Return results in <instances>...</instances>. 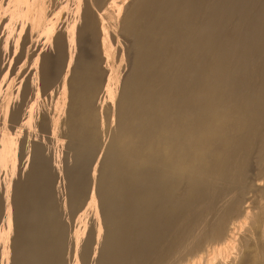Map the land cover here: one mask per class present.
<instances>
[{
  "label": "bare ground",
  "instance_id": "1",
  "mask_svg": "<svg viewBox=\"0 0 264 264\" xmlns=\"http://www.w3.org/2000/svg\"><path fill=\"white\" fill-rule=\"evenodd\" d=\"M40 1L38 5L33 3L37 7L31 8L32 15L59 14L55 19L62 18L58 24L61 37L82 20L98 21L96 15L116 28V24L121 26L126 22L120 34L124 32L135 39L133 43L136 42L137 48L132 65L146 75H136L123 82L125 90L119 93L118 99L116 96L117 122L114 129H109V140L101 150L103 155L99 154L102 165L99 178L96 177L98 182L95 180L97 193L92 189L91 194L85 196L89 191L84 187L94 177V172L91 177L89 170L81 172L75 167L90 162L99 152V142L90 139L95 134L90 131L83 134V130L72 131V142H77L73 147L75 158L72 156L75 161L64 170L70 176L68 203L59 204L55 199L51 188L57 175L52 168L44 174L45 185L40 187L43 183L36 180L32 165L26 182L15 181L29 163L18 171L9 162L1 164L0 196L5 202L4 223L0 228L1 259L11 264H182L186 256H191L186 264H264V0H147L149 3L142 0L148 4L141 3L130 15L128 12L139 0H81L80 19L73 24L63 19L65 12L62 11L66 6H59L57 0ZM203 1L208 3L204 6ZM77 2L80 5V0ZM197 18L204 22L197 25ZM228 23L230 26L226 28ZM69 25L72 26L68 28ZM153 29L155 37L149 36ZM58 43L54 42L53 46ZM14 44L17 50L18 45ZM66 45L61 46L66 48ZM164 52L167 59L170 56L165 62L160 59ZM34 55L36 59L40 56L38 52ZM21 58L15 63H21ZM31 63L27 77L33 73L42 78L43 73H47L40 64ZM89 66L83 68L78 63L73 66L70 63L65 75L69 88H62V93L73 103H68V113L56 114L60 119L66 115L67 126H73L76 121L75 107H81L84 112L93 107L91 96L98 84L81 79L82 74L93 72ZM3 67L7 71L12 66ZM43 81L42 78L41 85L46 82ZM112 82L114 85L115 81ZM39 88L38 91L43 90L42 86ZM73 88L80 91L79 95H72ZM103 92L101 95L105 96ZM96 104L99 106L98 102ZM16 105L19 107L18 103ZM15 108L17 106H11L8 111L12 114ZM92 118L94 123L99 120L94 121L97 117L93 115ZM103 127L97 134H106ZM35 139L38 143L39 137ZM42 153L46 157L51 155ZM58 160L61 161L60 157ZM2 182L7 185L5 191ZM96 194L103 222L98 216ZM68 214L74 215L73 218ZM75 215L80 225L88 220L89 227L83 223V227L74 225L76 228L72 229L70 218L74 220ZM87 227L88 236L85 235Z\"/></svg>",
  "mask_w": 264,
  "mask_h": 264
},
{
  "label": "rangeland",
  "instance_id": "2",
  "mask_svg": "<svg viewBox=\"0 0 264 264\" xmlns=\"http://www.w3.org/2000/svg\"><path fill=\"white\" fill-rule=\"evenodd\" d=\"M60 4H58L59 6L62 5V6H66L65 7V10L62 11V12H65L63 13V19L66 20V22H69L70 20V23L73 24L74 22L78 23L80 19V15H81V9H82V3L81 0H80V5H79V2L75 1V0H57ZM116 1H124V0H116ZM127 2H130L132 0H126ZM125 1V2H126ZM142 0H139L138 4H134V8H131L130 9V14H133L134 12L131 11V10H136L138 9V6H140V4L142 3L143 5H147L150 1V0H145L146 2L143 3V1L141 2ZM153 1V0H152ZM151 1V2H152ZM204 1H207V0H204ZM204 1H203V4H204ZM209 1H213V0H208ZM223 1V0H222ZM35 2L36 5H38L41 1L40 0H0V69L4 73V75H2L3 73H1L0 75V139H2V141L0 142V171H1V164L5 163V162H9V165L12 167H14L13 169L16 171L20 170V167L26 163H29L28 165V168L26 169V171H24L23 173H21V175H18V178L16 176L15 178V181H19L20 179V182L21 183H24L27 181V178H28V172H29V169L31 168V165L33 166L34 171V175L36 177V180L43 183L44 181V174L45 173H48L49 170H53L55 171V180H54V185L52 184V190L54 191V196H55V199L58 201L59 204H64L65 202L68 203V199H67V196L69 197L70 195V190H69V195H68V188H69V183L67 184L68 182V179L70 176H68L66 174V172L64 171L66 169V166L67 165H70L72 166V164H74L72 158L74 157L73 156V151L74 148L76 146V141L75 143L72 142L74 141V132L72 134V131H77V132H81V134H83L84 132H87V131H90V134L92 133H95L93 134L94 137H92L90 135V138L91 140L92 139H97V143L99 142L100 144L105 140V142H103V144H101V147L98 143V146H97V149L99 150V152H97V155L95 158H93L92 160H90V162H83L81 164H78L76 165V169L77 171H85V170H89L91 173V177H93L92 179L89 180V182L87 183L86 187H84L85 191H89L88 192V195H85L86 197H88L90 194H91V191L92 189H94L93 191L95 193H97V189H96V186H97V178H99V173H100V170H101V156L103 155V151L101 152L102 150V147L106 144V142L109 140L108 138L110 137V131L112 130L113 127H115L116 125V122H117V115H116V111H117V106H118V96L120 95L119 93H122L124 90H125V84L123 82H127L128 80L130 81V78L132 79L134 76L136 75H141V76H145L146 73H142L139 71L138 67V72H136L137 69H135V66L132 65L134 64L133 62V57H134V53L136 52V49L137 48L135 45H136V42L133 43V41H135V39L133 37H127V35H125V33L121 32L122 34H120V28L121 26L126 23H122L121 26L116 24L117 25V28L115 25L113 24H110L107 20H104L103 18H101L99 15H96L97 16V20L96 21L95 19H93L92 21H90L91 23H89L87 20V22L89 23V25L87 26V22L82 20L77 24H74V27L72 25H69L68 28H70V26H72L71 28V31L69 32L68 31V34H66V36H62L59 35L60 34V30H58L60 27L58 26V24L60 23V16L59 18H57L59 21L57 22V19H55L56 17H58L57 15L59 14H54V15H51V14H47L44 16H39V17H35L34 15H32V9L31 8H35L37 6H35L33 3ZM57 2V3H58ZM75 2L76 5H75ZM208 2H205L204 6L206 5V3ZM19 3V4H18ZM62 3V4H61ZM65 3V4H64ZM137 3V2H136ZM146 3V4H145ZM21 4V5H20ZM141 4V6H142ZM25 5V6H24ZM35 6V7H34ZM80 9V11L78 12V7ZM81 6V7H80ZM133 7V6H132ZM68 10H67V9ZM16 9V10H15ZM24 9V10H23ZM70 10V11H69ZM143 10V9H142ZM67 11V12H66ZM31 13V14H30ZM27 14V15H26ZM12 16V17H11ZM26 18H25V17ZM72 16V17H71ZM19 17V18H18ZM33 17V18H32ZM45 18L44 20L42 19ZM75 17V18H74ZM26 19V20H25ZM42 19V20H41ZM53 19V20H52ZM75 19V21H74ZM41 20V21H39ZM56 20V21H54ZM126 20V19H125ZM197 25H201V24H198L199 22H204V20L202 19H199L197 18ZM201 20V21H200ZM12 21V22H11ZM21 21V22H20ZM48 21V22H47ZM55 22L52 23V22ZM96 21V22H95ZM127 21V20H126ZM231 21H233L231 19ZM15 22V23H14ZM32 22V23H31ZM34 22V23H33ZM86 22V23H85ZM98 22V23H97ZM28 23V25L26 26V24ZM39 23V24H38ZM46 23V24H44ZM229 23H232L230 22V19H229ZM227 24V27L228 28L230 26V24ZM55 26H53V25ZM56 24L58 26V28L56 29ZM13 27H12V26ZM18 25V26H17ZM30 25V26H29ZM38 25V26H37ZM44 25L45 28L47 26H49V28H44ZM91 25L93 27H91ZM97 25H98V28H97ZM126 25V24H124ZM229 25V26H228ZM232 25V24H231ZM8 26V27H7ZM29 26V27H28ZM33 26V28H32ZM52 26V27H51ZM83 26V28H82ZM87 26V28H85ZM96 26V28H95ZM3 27V28H2ZM35 27V28H34ZM40 27V28H39ZM54 27V28H53ZM91 27V30L89 29ZM13 28V29H12ZM44 28V30H43ZM78 28V29H77ZM93 28V29H92ZM20 29V30H19ZM36 29V30H35ZM49 29V30H48ZM52 33H51V31ZM98 30V31H95ZM123 29V28H121ZM4 30V32H3ZM17 32H16V31ZM34 30V31H33ZM77 30V31H76ZM79 30V31H78ZM30 31V33H29ZM48 31V32H47ZM85 31V33H84ZM119 31V32H118ZM6 32H8L7 34L9 35V37L7 36V34H5ZM41 32V33H40ZM43 32V33H42ZM59 32V33H58ZM156 31L153 29V33L150 34L149 32V36H152V37H155V33ZM51 33V34H50ZM6 35V38H5V35ZM21 34V35H20ZM24 34V35H23ZM47 34V35H46ZM53 34V35H52ZM17 35V36H16ZM37 35H40V36H37ZM50 35V36H49ZM80 35V36H79ZM57 38H56V37ZM94 36V37H93ZM4 37V38H3ZM18 37V38H17ZM38 37V38H37ZM8 38V39H7ZM21 38V39H20ZM23 38V39H22ZM78 38V39H77ZM133 38V40H132ZM151 38V37H150ZM7 39V40H6ZM10 39L9 42H7L8 40ZM41 39V40H40ZM46 39V40H45ZM51 39V40H50ZM59 39V40H58ZM67 42L63 43L64 40ZM119 39V40H118ZM130 39V40H128ZM4 40H6L4 43ZM18 40V41H17ZM32 40V41H31ZM74 40V41H73ZM76 40V41H75ZM39 41V42H38ZM58 43L56 44L55 46H61V45H65L67 44L66 48H62L59 46V47H55L53 46L54 45V42ZM58 41V42H57ZM18 45V51H19V48H23V49H20L22 51H19L17 53V50L15 49V43ZM21 42V43H20ZM25 42V43H24ZM51 42H53L51 44ZM10 43V44H9ZM12 43V44H11ZM36 43V44H35ZM62 43V44H61ZM104 43V44H103ZM8 44V45H7ZM20 44V45H19ZM22 44V45H21ZM26 44V45H25ZM47 44V45H46ZM131 44L133 45V47L131 46ZM13 45V46H12ZM53 47H52V46ZM11 46V47H10ZM20 46V47H19ZM13 47V49H11ZM44 47V48H43ZM50 47V48H49ZM52 47V48H51ZM91 47V48H90ZM132 47V48H131ZM43 48V49H42ZM53 48H57L53 51ZM69 48H72V49H69ZM51 49V50H50ZM61 49H62V53H61ZM105 49V51H104ZM6 50V51H5ZM49 50V51H48ZM72 50V51H71ZM15 51V52H14ZM52 51V52H51ZM28 52V53H27ZM31 52H32V56L31 59H34V60H31L29 57L31 56ZM39 53V58L36 59L35 55L36 53ZM74 52V53H73ZM110 52V53H109ZM17 53V54H15ZM19 53H21L19 55ZM55 53V54H54ZM60 53V54H59ZM69 53V54H68ZM72 53V54H71ZM3 54H5L4 56H2ZM13 54V56H12ZM63 54V55H61ZM75 54V56H73ZM130 54V55H129ZM164 56L160 59H162V61L165 62V60L167 59V55H166V52H164ZM61 57H60V56ZM72 55V56H70ZM115 55V56H114ZM129 55V56H128ZM16 56H20L18 57L19 59L21 58V63L18 61V64H21L18 66L16 59ZM77 56V57H76ZM81 56V57H80ZM12 57V58H10ZM13 57H15L16 59L14 60ZM24 57V58H23ZM128 57V58H127ZM169 55H168V59H169ZM7 58V60H6ZM67 58H68V61H67ZM80 58V59H79ZM119 58V59H118ZM5 59V60H4ZM13 61H12V60ZM18 59V60H19ZM113 59V62L111 61ZM167 59V60H168ZM37 62H36V61ZM44 60V61H43ZM67 62H66V61ZM79 60V61H78ZM129 60V61H128ZM166 60V61H167ZM10 61H11V64L12 65H9L10 64ZM30 61V62H29ZM32 61V63H31ZM40 61V63H39ZM64 61L66 63H64ZM78 61V62H77ZM96 61V62H95ZM121 61H123L124 63H120ZM127 61V62H125ZM8 62V63H7ZM13 62V63H12ZM31 64H34L33 62H36L37 64H40L42 67V69L46 68L44 71L47 72L45 75L43 73L42 75V78L44 81V84L42 83V85L40 84L42 82V78L39 76V75H34L33 76V73H31L32 75H30L31 77H27V75H29L28 73H30L31 71L29 70L30 69V65L29 63ZM60 62V63H59ZM63 62V63H62ZM119 62V63H118ZM15 63V64H14ZM36 63L34 65H36ZM59 63V64H58ZM70 63H71V66H73L74 64L78 63L80 64L81 66L86 67L88 65H90L89 67H91L93 69V72L92 73H89V74H82L83 76L81 77V79H84V80H89V81H95L97 84H98V87L95 88L93 94L91 97L92 100L95 102H93V107L92 109L89 110V112H84V110H82L81 107L77 106L75 107V112L76 113V116L77 118L75 117V122L73 124V126L75 125V123L77 124L76 126H67L65 125V118H66V115L63 117H58L59 114L62 115V113H68L69 112V102H72V99H67L66 95L62 93L63 89L65 88H69L68 86V83L66 82L65 80V75L67 74V72L69 71L70 69ZM85 63V64H84ZM115 65H114V64ZM129 63V64H127ZM45 64V65H44ZM63 64L65 66H63ZM84 64V65H83ZM97 64V65H96ZM107 64V65H106ZM118 64V65H117ZM120 64V65H119ZM40 65H39V68H40ZM44 65V66H43ZM62 67H61V66ZM68 65V66H66ZM92 65V66H91ZM111 65V66H110ZM113 65V67H112ZM122 65V67H121ZM129 65V66H128ZM10 67L12 66L11 68H9V70L7 69V71H5L6 69H2L1 67ZM47 66V67H45ZM109 66V67H108ZM119 68H118V67ZM128 66V67H127ZM3 67V68H4ZM29 67V68H28ZM55 67V68H54ZM65 67V68H64ZM69 67V68H68ZM95 67V68H94ZM105 67V68H104ZM62 68V69H61ZM72 68V67H71ZM117 68V69H116ZM121 68V69H120ZM123 68V70H122ZM125 68V70H124ZM127 68V69H126ZM49 69V70H47ZM116 69V70H114ZM135 69V70H134ZM121 70V71H120ZM5 71V72H4ZM29 71V72H28ZM43 71V70H42ZM58 71V72H57ZM118 71V72H117ZM131 71V72H130ZM25 72L27 73L25 75ZM51 72V73H50ZM54 72V73H53ZM63 72V73H61ZM59 75H58V74ZM134 75H133V74ZM138 73V74H137ZM142 73V74H140ZM56 74V75H54ZM130 74V75H129ZM8 75V76H7ZM61 75V76H60ZM111 75V76H110ZM118 75V77H117ZM128 75V76H127ZM133 75V76H132ZM148 75V74H147ZM26 76V77H25ZM38 76V77H37ZM57 78H56V77ZM63 76V77H62ZM119 76L121 81L119 80ZM3 77V78H1ZM35 77L36 78V81L33 82V80H35ZM40 77V80L38 79ZM115 77V78H114ZM117 77V78H116ZM127 77V78H125ZM6 78V79H5ZM31 78L32 80V83L30 81ZM46 78V79H45ZM52 78H55V79H52ZM63 78V79H62ZM129 78V79H128ZM48 79H50L48 81ZM62 79V80H61ZM111 79V80H110ZM117 79V80H116ZM127 79V80H125ZM53 80V81H52ZM57 80V81H56ZM65 80V81H64ZM115 81V84L113 85V82L112 81ZM119 80V85L116 84ZM124 80V81H123ZM20 81V82H19ZM41 81V82H40ZM50 82V84L48 82ZM56 81V82H55ZM111 81V82H110ZM2 82V83H1ZM62 82V83H61ZM121 82V83H120ZM24 83V84H23ZM45 83H46V86H54V88H49V87H46L45 86ZM48 83V84H47ZM107 83V84H106ZM4 84V85H3ZM22 84V85H21ZM32 84V85H31ZM35 84V85H34ZM37 84V85H36ZM40 84V85H38ZM104 85V88L105 89H102L103 88V85ZM111 84V85H110ZM29 85V86H28ZM44 85V86H43ZM55 85H56V88H55ZM106 85V86H105ZM112 85L114 87H112ZM119 86V87H115V86ZM31 86V88H29ZM32 86L34 87V91H32ZM39 86H42L41 91H38L40 90ZM58 86V87H57ZM62 86V87H61ZM28 90H27V88ZM38 89H37V88ZM44 87V88H43ZM46 87V88H45ZM60 87V88H59ZM123 87V89L121 88ZM24 88V89H23ZM48 88V89H47ZM63 88V89H62ZM114 88V89H113ZM120 88V89H119ZM6 89V90H5ZM46 89V91H45ZM53 89V90H52ZM60 91H57L59 90ZM102 89V90H101ZM19 90V91H18ZM21 90V91H20ZM25 90V92H24ZM31 90V92H30ZM48 90V91H47ZM4 91V92H3ZM43 91H45L43 93ZM56 91V92H55ZM104 91V92H103ZM16 92V93H15ZM29 92V93H28ZM39 92H42L43 95L40 96ZM47 92V93H46ZM50 92V93H49ZM52 92V93H51ZM60 92V93H59ZM101 92H103V95L105 96H102L101 95ZM2 93V94H1ZM22 93V94H21ZM80 91L78 89H75L73 88L72 90V95H79ZM11 94V96H10ZM13 94V95H12ZM16 94V95H15ZM19 94V95H18ZM27 94V96H26ZM46 94V95H45ZM2 95V96H1ZM53 95H54V98H53ZM14 98H13V97ZM16 96V97H15ZM18 96V97H17ZM24 96V97H23ZM34 96V97H33ZM63 96L64 99L62 98ZM100 96V97H99ZM116 96H117V99H116ZM24 99H23V98ZM58 97V98H57ZM98 97V98H97ZM105 97V98H104ZM36 98V99H35ZM105 100H104V99ZM58 99V100H57ZM62 99V100H61ZM16 100V102H15ZM38 100V101H36ZM67 100V101H66ZM98 100V101H97ZM20 101V102H19ZM62 101L64 103H62ZM101 101V102H100ZM40 102V103H39ZM98 102V105L97 106V103ZM16 103L19 104V107L18 105H16ZM60 103V104H58ZM73 103V102H72ZM15 104V105H14ZM21 104V106H20ZM54 104V105H53ZM58 104V107L57 105ZM63 104V105H62ZM96 104V105H95ZM104 105V106H103ZM11 106H17V108H15L16 111H14L12 114L8 111L10 109ZM60 106V107H59ZM65 106V107H64ZM7 107V108H6ZM21 107V108H20ZM36 107V108H35ZM63 107V108H61ZM98 107V108H97ZM102 107V108H101ZM20 110H19V109ZM33 108V110H32ZM61 108V109H59ZM96 108V109H95ZM37 109L39 111H37ZM4 110V111H3ZM58 110H60L58 112ZM77 110V111H76ZM94 110H98L96 111V113H94ZM83 113H81V112ZM93 111V112H92ZM107 111V113L105 112ZM109 111V113H108ZM9 112V113H8ZM17 112V113H16ZM91 112V113H90ZM28 113H30L28 115ZM40 113V114H38ZM56 113H59L58 115ZM10 114V115H9ZM32 114V115H31ZM81 114V116H80ZM95 114H98V116H101L98 117L97 115L95 116ZM101 114V115H100ZM103 114V115H102ZM12 115L15 117H12ZM39 115V116H38ZM92 115L93 117H97V119H95L94 121H98L96 123L100 124V122H102L100 125L98 126V124L92 122L93 118H92ZM107 115V117H106ZM32 116V118H31ZM34 116H35V119H34ZM88 116V117H87ZM105 116V117H104ZM11 117V118H10ZM30 117V118H29ZM37 117V118H36ZM39 117V118H38ZM48 117V118H47ZM85 117V118H84ZM89 117L90 118V121H89ZM113 117V118H112ZM14 118V119H13ZM43 118V120H42ZM55 118H56V121H58V123L55 121ZM79 118H81V120H83V118L86 120L84 121L83 120V123L81 120H79ZM87 118V119H86ZM103 118V119H102ZM27 119V120H26ZM38 119V120H37ZM78 119V121H77ZM102 119V121H101ZM28 120H31L30 123ZM34 120V121H33ZM61 120V121H60ZM44 121V122H43ZM7 122V123H6ZM24 122V123H23ZM32 122V123H31ZM57 124H56V123ZM87 122L90 123V126L87 124ZM107 122V123H106ZM113 124H112V123ZM82 123V124H81ZM92 123V124H91ZM105 123V127H106V131L105 133L106 134H102L99 133V128H102L103 127V124ZM29 124H33L32 126L29 125ZM94 124V125H93ZM8 125V126H7ZM86 125V126H85ZM96 126L97 128H93L92 126ZM113 125V126H112ZM30 126V127H29ZM37 126V127H36ZM82 126L86 127V129H83ZM76 127V128H75ZM103 127V128H105ZM108 127V128H107ZM38 128V129H37ZM67 128V129H66ZM74 128V130H73ZM78 128V129H77ZM72 129V130H71ZM110 129V131H109ZM114 129V128H113ZM11 130V131H10ZM57 130V131H56ZM67 130V132H66ZM71 130V131H69ZM95 130H97V132H95ZM6 131V132H5ZM13 131V132H12ZM19 131V132H18ZM56 131V132H54ZM64 131V132H63ZM10 132V135L8 133ZM66 132V133H65ZM92 132V133H91ZM109 132V134H108ZM5 133V134H4ZM7 133V134H6ZM13 134V135H12ZM31 134V135H30ZM60 134V135H59ZM7 135V136H6ZM30 135V136H29ZM37 135V136H36ZM39 135V136H38ZM43 135V136H42ZM65 135V136H64ZM97 137H96V136ZM104 135V136H103ZM4 136V137H3ZM9 136V137H8ZM17 136V137H16ZM23 136V137H22ZM72 136V137H71ZM100 136V139L98 138ZM102 136V137H101ZM7 137V138H6ZM38 143L36 141L35 138H38ZM52 137V138H51ZM69 137V138H68ZM15 138V139H14ZM18 140H17V139ZM33 138V139H31ZM103 138V139H101ZM11 139V140H10ZM14 140V141H13ZM35 143H33V141ZM42 140L43 143L41 145V142L39 143V141ZM47 140V141H46ZM70 140V141H69ZM100 140V141H99ZM102 140V142H101ZM18 141V142H16ZM23 141V142H22ZM30 143H29V142ZM46 141V142H45ZM68 141V142H67ZM5 146H4V144ZM58 142V143H57ZM28 143V144H27ZM33 143V144H32ZM15 144V145H13ZM35 144V145H34ZM50 144V145H49ZM71 144H72V147H71ZM12 145L14 147H12ZM34 147H33V146ZM27 146V147H26ZM31 146V147H30ZM26 149H25V148ZM39 147H42V148H39ZM44 147V148H43ZM15 148V150L13 149ZM72 148V149H71ZM12 149V150H11ZM11 150V151H10ZM13 151V152H12ZM42 151H45L46 154L49 152L51 155L49 157H46L44 155V153H42ZM10 153V154H9ZM49 153L47 155H49ZM55 153V154H54ZM72 153V154H71ZM101 154V156L99 155ZM13 155V157H12ZM35 157H34V156ZM11 156V157H10ZM73 156V157H72ZM100 156V157H98ZM9 157V158H8ZM60 157V160L59 159ZM11 158V159H10ZM50 158H53L50 159ZM57 158V159H56ZM68 158V159H67ZM71 161H70V159ZM75 158V157H74ZM98 158H100L98 160ZM7 160V161H6ZM14 160V162H13ZM5 161V162H4ZM13 165H12V163ZM52 161V162H51ZM54 161V162H53ZM59 161V162H58ZM75 161V160H74ZM99 161V162H98ZM56 162V163H55ZM72 162V164H71ZM97 162V163H96ZM11 163V164H10ZM59 163V164H58ZM56 164V165H55ZM58 164V166H57ZM97 164V165H95ZM35 165V166H34ZM53 165V167H52ZM85 165V166H84ZM57 167V168H56ZM18 168V169H17ZM93 169H95V171H93ZM45 170V171H44ZM65 173H64V172ZM94 172V174H93ZM2 174V175H1ZM39 176H37V175ZM62 174V175H61ZM93 174V176H92ZM60 175H61V178H60ZM3 177V171L2 173L0 172V180H2V177ZM39 179V180H38ZM64 180V181H63ZM97 182H96V181ZM90 181H91V184H90ZM1 182V181H0ZM93 182V183H92ZM2 189L5 191L7 190V185L5 183L2 182ZM90 184V185H88ZM45 184L43 183V185H40V187H43ZM67 185V186H66ZM96 185V186H95ZM87 186H90L89 188ZM95 188H94V187ZM0 187H1V184H0ZM6 187V188H5ZM68 187V188H67ZM67 188V190H66ZM87 188V190H86ZM61 191V192H60ZM67 191V192H66ZM66 192V193H65ZM86 194V192H85ZM58 195L60 197H58ZM65 195V196H64ZM97 194L95 195L96 199H97ZM65 197V198H63ZM85 197V198H86ZM58 198V199H57ZM60 198V199H59ZM84 198V199H85ZM63 199V200H62ZM65 199V201H64ZM62 200V202L60 201ZM86 200L87 198L84 200V203L86 204ZM0 214H2V216L0 217V228H1V224L4 223V216H5V202L3 201L2 199V195L0 196ZM3 203V204H2ZM96 204L97 205V210L99 212L98 216H99V219L101 218L100 221H102V215H101V211H100V205H99V200L97 199L96 200ZM3 206V207H2ZM3 211V212H2ZM70 217L72 215L68 214ZM68 215L66 216L67 218ZM74 216V215H73ZM72 216V218H73ZM72 218L71 221L73 220ZM76 218V219H75ZM78 218V215H75L74 217V220L70 221V224L72 225V229H75L76 227H78L80 225V223L78 222L77 220ZM69 219V220H70ZM86 221V219H85ZM83 222L80 226L83 227L82 225L84 226H87L89 227V224H88V220L86 222ZM103 222V221H102ZM101 222V224H102ZM79 223V224H78ZM74 225L76 227H74ZM79 226V227H80ZM78 227V228H79ZM86 229V233L85 235L88 236L87 232L89 231V229ZM103 227V225H102ZM104 229V227H103ZM104 231V230H103ZM89 233V232H88ZM87 236L85 238H87ZM97 244H94V247H96ZM98 248L100 246H97ZM192 257L191 256H186L185 260L182 261L181 263L182 264H186L188 259H191ZM3 262V263H2ZM0 264H11L10 263H6V261L4 262L1 257H0Z\"/></svg>",
  "mask_w": 264,
  "mask_h": 264
}]
</instances>
